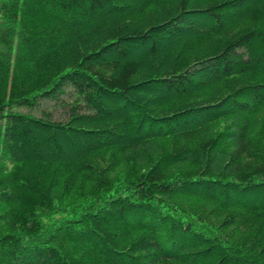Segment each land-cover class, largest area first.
Segmentation results:
<instances>
[{"label": "trees", "instance_id": "1", "mask_svg": "<svg viewBox=\"0 0 264 264\" xmlns=\"http://www.w3.org/2000/svg\"><path fill=\"white\" fill-rule=\"evenodd\" d=\"M0 264H264V0H0Z\"/></svg>", "mask_w": 264, "mask_h": 264}]
</instances>
